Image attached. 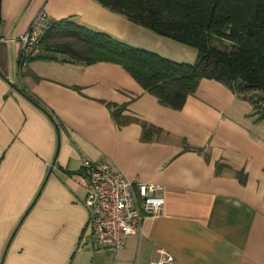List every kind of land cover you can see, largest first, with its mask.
<instances>
[{
  "label": "crops",
  "instance_id": "obj_1",
  "mask_svg": "<svg viewBox=\"0 0 264 264\" xmlns=\"http://www.w3.org/2000/svg\"><path fill=\"white\" fill-rule=\"evenodd\" d=\"M40 9L170 60L197 55L95 0H0V264H148L160 250L174 264H264V119L250 103L202 79L174 110L120 65L62 55L30 60L20 75V36ZM106 103L138 121L119 126ZM141 121L160 132L142 139ZM85 159L164 188L161 213L145 216L117 253L92 243Z\"/></svg>",
  "mask_w": 264,
  "mask_h": 264
},
{
  "label": "trees",
  "instance_id": "obj_2",
  "mask_svg": "<svg viewBox=\"0 0 264 264\" xmlns=\"http://www.w3.org/2000/svg\"><path fill=\"white\" fill-rule=\"evenodd\" d=\"M95 1L156 35L192 47L197 54L195 61L170 60L65 19L55 21L52 29L40 40L36 54L24 56L19 53L20 75L30 60L55 61L57 55H62L63 61L81 65L109 62L120 65L145 92L155 96L161 105L174 110L183 107L202 79H211L249 102L253 113L264 119V0ZM18 90L51 116L50 109L26 92L23 86ZM250 91L261 93L258 105L248 95ZM106 105L119 126L138 121L121 115L125 105ZM140 123L144 140L150 138V132H160L151 124ZM183 144L184 149L202 152V148ZM236 174L241 181L244 179L243 172Z\"/></svg>",
  "mask_w": 264,
  "mask_h": 264
},
{
  "label": "built area",
  "instance_id": "obj_3",
  "mask_svg": "<svg viewBox=\"0 0 264 264\" xmlns=\"http://www.w3.org/2000/svg\"><path fill=\"white\" fill-rule=\"evenodd\" d=\"M54 24L55 20L40 9L28 30L20 36L22 55L36 54L40 40ZM4 41L6 39L0 36V42ZM83 173L88 182L83 204L96 247L119 252L127 238L138 232L145 216H157L162 211L164 188L160 184L127 179L105 160L85 159ZM148 264H174V257L160 250L158 257Z\"/></svg>",
  "mask_w": 264,
  "mask_h": 264
},
{
  "label": "rangeland",
  "instance_id": "obj_4",
  "mask_svg": "<svg viewBox=\"0 0 264 264\" xmlns=\"http://www.w3.org/2000/svg\"><path fill=\"white\" fill-rule=\"evenodd\" d=\"M248 95L252 97L254 103H256L257 105L259 104L261 93L256 91H250Z\"/></svg>",
  "mask_w": 264,
  "mask_h": 264
}]
</instances>
